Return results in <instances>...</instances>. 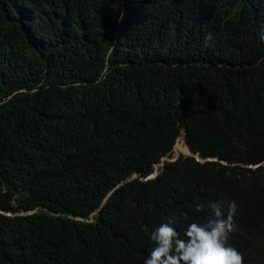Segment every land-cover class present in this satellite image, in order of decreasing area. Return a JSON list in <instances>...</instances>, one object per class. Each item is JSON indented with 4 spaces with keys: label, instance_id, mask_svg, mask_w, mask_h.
I'll return each instance as SVG.
<instances>
[{
    "label": "trees",
    "instance_id": "1",
    "mask_svg": "<svg viewBox=\"0 0 264 264\" xmlns=\"http://www.w3.org/2000/svg\"><path fill=\"white\" fill-rule=\"evenodd\" d=\"M233 201L264 264V0H0V264H144Z\"/></svg>",
    "mask_w": 264,
    "mask_h": 264
},
{
    "label": "clouds",
    "instance_id": "2",
    "mask_svg": "<svg viewBox=\"0 0 264 264\" xmlns=\"http://www.w3.org/2000/svg\"><path fill=\"white\" fill-rule=\"evenodd\" d=\"M211 39V33L205 36L206 41ZM204 207L197 204L196 210L203 211ZM208 208L206 222L190 223L183 237L171 223L155 228L150 236L154 247L144 264H243L242 253L228 244L230 234L236 230V203L228 202L224 208L219 202H211Z\"/></svg>",
    "mask_w": 264,
    "mask_h": 264
},
{
    "label": "rangeland",
    "instance_id": "3",
    "mask_svg": "<svg viewBox=\"0 0 264 264\" xmlns=\"http://www.w3.org/2000/svg\"><path fill=\"white\" fill-rule=\"evenodd\" d=\"M185 144L186 143L184 139V133H183V130H181L180 136L178 137L170 154L161 158L160 162L155 164L154 169H158V171H160L163 168V164L166 161L175 160L177 157L181 155H189V151L187 150V146Z\"/></svg>",
    "mask_w": 264,
    "mask_h": 264
},
{
    "label": "water",
    "instance_id": "4",
    "mask_svg": "<svg viewBox=\"0 0 264 264\" xmlns=\"http://www.w3.org/2000/svg\"><path fill=\"white\" fill-rule=\"evenodd\" d=\"M183 130V133H184V135H185V129H182ZM188 148V147H187ZM188 151H189V155H193L192 153H191V151L189 150V148H188ZM163 158V157H162ZM207 160H211L212 158H206ZM173 161V160H172ZM157 164V163H156ZM155 166V165H154ZM163 166H164V164H163ZM159 173V171H158V169H154V171H153V173H151L150 175H148L146 178H143V177H141V179H149V178H153V177H155L157 174ZM138 175V173H135V174H133L132 175V177H135V176H137Z\"/></svg>",
    "mask_w": 264,
    "mask_h": 264
}]
</instances>
